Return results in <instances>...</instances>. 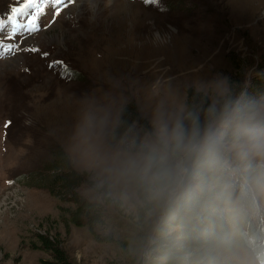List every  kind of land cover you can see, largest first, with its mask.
I'll list each match as a JSON object with an SVG mask.
<instances>
[{
	"label": "rangeland",
	"instance_id": "rangeland-1",
	"mask_svg": "<svg viewBox=\"0 0 264 264\" xmlns=\"http://www.w3.org/2000/svg\"><path fill=\"white\" fill-rule=\"evenodd\" d=\"M23 3L0 0L2 28ZM37 8L39 30L10 41V30L0 31L1 44L16 47L0 56V264L50 259L35 247L47 233L77 264H128L87 226L69 224L72 203L44 180L63 152L86 180L80 195L105 206L108 226L128 227L123 233L136 226L142 200L126 162L140 151L119 140L122 122L137 113L129 136L145 144L158 113L184 117L187 91L217 74L237 75L235 62L250 85L264 72V0H63L56 16L51 1L37 0ZM33 11L15 18L26 21ZM180 191L163 192L159 203ZM162 209L145 222L157 226ZM263 214L262 195L250 218ZM223 256L229 264H261L236 236Z\"/></svg>",
	"mask_w": 264,
	"mask_h": 264
},
{
	"label": "trees",
	"instance_id": "trees-1",
	"mask_svg": "<svg viewBox=\"0 0 264 264\" xmlns=\"http://www.w3.org/2000/svg\"><path fill=\"white\" fill-rule=\"evenodd\" d=\"M237 75L230 81L243 87V66L235 62ZM249 92L264 91V72L260 71L250 85ZM208 98L195 89L187 91L186 117L195 107L207 106ZM117 131L119 140L130 142L128 149L141 151L144 144L139 137L131 138L132 123L137 113H130ZM44 183L53 193L72 203L66 209V220L76 227L87 226L97 241L111 243L128 260V264H229L223 252L230 240L237 237L256 256L264 238V214L252 221L250 215L259 206L264 192L242 185L227 173H214L193 169L186 185L175 200L165 205L159 203L164 196L156 194L147 185L136 183L137 193L142 200L139 208L140 221L136 226L129 224V230L118 224V230L108 226L105 206L87 200L79 193L86 181L84 175L72 168L69 157L60 152ZM162 209V220L155 226L149 219ZM150 216V217H151ZM154 226L156 229H154ZM110 228L112 232L99 236L97 228ZM114 227L115 224H114ZM117 228V227H116ZM117 231V232H116ZM131 232V236L130 233ZM137 234L132 236V232ZM123 234V235H120ZM264 245V242H263ZM37 249L44 250L50 259L41 264H77L67 253L60 240L48 233L38 234ZM147 253V259L140 254ZM131 259V261H130ZM108 264H123L110 262ZM125 264V263H124Z\"/></svg>",
	"mask_w": 264,
	"mask_h": 264
},
{
	"label": "clouds",
	"instance_id": "clouds-1",
	"mask_svg": "<svg viewBox=\"0 0 264 264\" xmlns=\"http://www.w3.org/2000/svg\"><path fill=\"white\" fill-rule=\"evenodd\" d=\"M202 88L207 106L186 117L156 115L128 170L156 194L182 189L194 168L227 173L245 191L264 192V91L249 92L247 82L241 87L221 74Z\"/></svg>",
	"mask_w": 264,
	"mask_h": 264
},
{
	"label": "snow or ice",
	"instance_id": "snow-or-ice-1",
	"mask_svg": "<svg viewBox=\"0 0 264 264\" xmlns=\"http://www.w3.org/2000/svg\"><path fill=\"white\" fill-rule=\"evenodd\" d=\"M43 0H41V3ZM51 3L56 7V11L54 12V16L58 15L62 4L63 0H51ZM28 9H34L32 13H28V21L26 25V32L28 34H32L33 32L39 30V16L43 14L42 9L37 8V0H24V3L21 6L18 7H13L11 11V16L10 20L15 18L16 16H23L24 14L27 13ZM17 29L15 26H13L12 33L13 35L6 36L4 38L5 41H10L14 40L15 36L14 34L16 33ZM14 51H16V47L9 43L7 46V51H5V48L0 45V53H3L4 55H11Z\"/></svg>",
	"mask_w": 264,
	"mask_h": 264
}]
</instances>
